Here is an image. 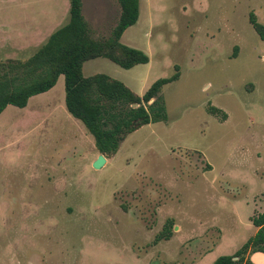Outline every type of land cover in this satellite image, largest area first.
I'll return each mask as SVG.
<instances>
[{
  "label": "rangeland",
  "instance_id": "374dc122",
  "mask_svg": "<svg viewBox=\"0 0 264 264\" xmlns=\"http://www.w3.org/2000/svg\"><path fill=\"white\" fill-rule=\"evenodd\" d=\"M82 1L93 36L109 37L118 0ZM69 10L70 0H0V61L32 56ZM251 13L264 25V0H140L121 41L150 62L126 70L97 58L84 76L106 74L140 96L176 67L180 77L162 90L167 121L127 136L100 169L94 137L66 109L64 76L25 108L8 106L0 264H213L235 255L264 211V43ZM169 221L170 238L157 240ZM248 260L264 264V254Z\"/></svg>",
  "mask_w": 264,
  "mask_h": 264
},
{
  "label": "trees",
  "instance_id": "16d2710c",
  "mask_svg": "<svg viewBox=\"0 0 264 264\" xmlns=\"http://www.w3.org/2000/svg\"><path fill=\"white\" fill-rule=\"evenodd\" d=\"M118 3L120 15L107 38L93 36L83 13V1L70 0L69 21L54 31L32 56L0 61V115L8 106L25 108L30 98L50 91L64 76L67 111L83 123L94 137L97 151L106 158L117 154L127 136L141 127L167 121L162 90L179 79L178 67L172 76L156 81L143 96L106 74H83V65L97 58L109 59L126 70L150 62L147 53L121 41L126 30L139 21L140 0ZM249 19L264 43V25L254 13ZM208 112L221 122L228 118L214 106ZM252 222L256 234L235 255L222 256L213 264H250V254H264V211L255 214ZM171 225L169 221L157 240L170 238Z\"/></svg>",
  "mask_w": 264,
  "mask_h": 264
},
{
  "label": "water",
  "instance_id": "95a60500",
  "mask_svg": "<svg viewBox=\"0 0 264 264\" xmlns=\"http://www.w3.org/2000/svg\"><path fill=\"white\" fill-rule=\"evenodd\" d=\"M153 101H150V104L152 103ZM107 163V159L106 157L103 155V154H100L98 156V158L95 160L93 166L95 169H100L102 168L105 164Z\"/></svg>",
  "mask_w": 264,
  "mask_h": 264
},
{
  "label": "crops",
  "instance_id": "0c3cea01",
  "mask_svg": "<svg viewBox=\"0 0 264 264\" xmlns=\"http://www.w3.org/2000/svg\"><path fill=\"white\" fill-rule=\"evenodd\" d=\"M50 36V35H49ZM48 36V37H49ZM48 37H46V39H44V42L43 43H45V41L47 40V38ZM36 40L34 39V41L33 42H35ZM52 90V89H51ZM47 93V92H46ZM65 106H66V104H65ZM67 109V108H66ZM69 113V112H68ZM100 155V153L99 152H97V155H96V157H95V159H97V157ZM107 159V158H106ZM107 162H108V159H107ZM256 253H259V252H256ZM256 253H252V254H256ZM252 254H250L249 256H248V258L252 255ZM261 254H263V253H261ZM254 264H256V263H254Z\"/></svg>",
  "mask_w": 264,
  "mask_h": 264
}]
</instances>
